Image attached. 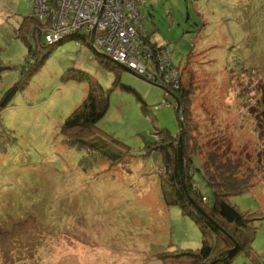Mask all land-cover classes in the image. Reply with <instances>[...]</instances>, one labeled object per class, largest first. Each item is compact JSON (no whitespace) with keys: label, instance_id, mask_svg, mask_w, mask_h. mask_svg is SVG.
<instances>
[{"label":"rangeland","instance_id":"374dc122","mask_svg":"<svg viewBox=\"0 0 264 264\" xmlns=\"http://www.w3.org/2000/svg\"><path fill=\"white\" fill-rule=\"evenodd\" d=\"M134 1L148 42L185 66L204 134L193 131L195 138L218 141L256 170L254 189L229 200L254 218L251 256L231 264H264V0ZM32 3L0 0V102L17 85L0 109V264H187L182 254L200 248V230L166 203L162 154L147 147L156 128L181 134L182 111L177 117L158 83L118 66L115 82L88 40L54 45L28 36L29 53L17 33ZM91 84L107 103L97 131L133 156L116 169L99 159L84 172L90 155L60 131ZM195 181L210 199L204 181Z\"/></svg>","mask_w":264,"mask_h":264},{"label":"trees","instance_id":"16d2710c","mask_svg":"<svg viewBox=\"0 0 264 264\" xmlns=\"http://www.w3.org/2000/svg\"><path fill=\"white\" fill-rule=\"evenodd\" d=\"M48 24V21H39L33 12L32 16L21 24L17 37L20 36L25 42L29 53L32 45L27 40L28 36L34 42H39V35L44 39L43 30ZM143 38L148 42L147 37ZM98 60L105 69L115 73V82H118L119 75L116 71L118 67L101 56ZM173 65L178 69L180 86L170 87V90L161 87L165 93L173 97L174 107L178 100L183 117L181 134L179 132L172 137L167 131L156 128L153 131L155 141L153 144H147V147L162 154L164 163L162 179L168 185L170 192V198L165 197L166 203L178 206L181 213L189 217L200 230V248L196 252L182 254L188 258L187 264H231L233 258L239 254L244 257L251 256L254 218L240 212L229 200L233 196L242 195L254 189L256 180L255 182L253 180L257 173L254 168L244 166L241 158L232 157L231 154L219 148L218 141L206 140L204 143L195 138L193 131L199 132L202 138L204 134L200 133L194 122L191 94L186 91V84H184L185 66L181 69ZM191 79H193L192 76ZM16 91L17 85H14L6 92L0 102V109L7 106ZM164 103L170 105L166 99ZM259 105L263 106L264 110V98ZM106 108V101L97 93L95 85L91 84L86 98L70 113L61 127V133L67 138L68 143L71 141L72 147L85 150L90 155L88 157L90 161L87 160L85 167H82L84 172L88 165L93 166L92 163L95 164L99 159L107 160L109 165L116 169L119 165L125 164L129 157H133L129 155L128 148L121 142L112 137L104 138V135L97 131L96 124L104 115ZM82 134H85V138ZM179 137H181V169L177 155ZM258 169L260 170V166ZM195 176L201 178L209 188L210 199L200 193ZM234 243L237 244L236 251L227 256L226 252L233 248Z\"/></svg>","mask_w":264,"mask_h":264},{"label":"built area","instance_id":"2783aa9c","mask_svg":"<svg viewBox=\"0 0 264 264\" xmlns=\"http://www.w3.org/2000/svg\"><path fill=\"white\" fill-rule=\"evenodd\" d=\"M33 15L48 21L46 44L79 37L97 56L119 64L170 90L178 88V69L164 46L143 37L142 17L134 0H33ZM168 94V93H167Z\"/></svg>","mask_w":264,"mask_h":264},{"label":"water","instance_id":"95a60500","mask_svg":"<svg viewBox=\"0 0 264 264\" xmlns=\"http://www.w3.org/2000/svg\"><path fill=\"white\" fill-rule=\"evenodd\" d=\"M104 59L107 60V57H105ZM112 63H114V62H112ZM115 65L118 66V67H120V68H122L123 70H125V71L131 73L132 75L139 77L140 79L146 80V79H144L143 77H141V76L135 74L134 72L128 70L127 68H125V67H123V66H121V65H119V64H116V63H115ZM179 107H180V106H179L178 100H176L175 114H176L177 117H178V115H179ZM180 129H181V127H180ZM177 155H178V164H179V168L181 169V160H182V159H181V137H179V142H178V147H177ZM236 247H237V244L234 243L233 248L230 249V250H228V251L226 252V255H227V256L232 255V254L236 251Z\"/></svg>","mask_w":264,"mask_h":264},{"label":"crops","instance_id":"0c3cea01","mask_svg":"<svg viewBox=\"0 0 264 264\" xmlns=\"http://www.w3.org/2000/svg\"><path fill=\"white\" fill-rule=\"evenodd\" d=\"M144 35L148 38L149 41H151L150 40V35L147 32H144Z\"/></svg>","mask_w":264,"mask_h":264},{"label":"clouds","instance_id":"9594fccd","mask_svg":"<svg viewBox=\"0 0 264 264\" xmlns=\"http://www.w3.org/2000/svg\"><path fill=\"white\" fill-rule=\"evenodd\" d=\"M179 113H180V109H179Z\"/></svg>","mask_w":264,"mask_h":264}]
</instances>
